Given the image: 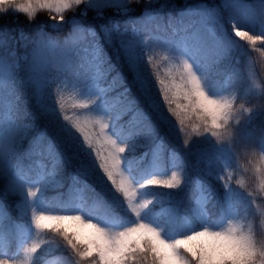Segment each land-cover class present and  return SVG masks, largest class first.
I'll return each mask as SVG.
<instances>
[{"label":"snow or ice","instance_id":"1","mask_svg":"<svg viewBox=\"0 0 264 264\" xmlns=\"http://www.w3.org/2000/svg\"><path fill=\"white\" fill-rule=\"evenodd\" d=\"M257 63L264 0H0V264H264Z\"/></svg>","mask_w":264,"mask_h":264},{"label":"rangeland","instance_id":"2","mask_svg":"<svg viewBox=\"0 0 264 264\" xmlns=\"http://www.w3.org/2000/svg\"><path fill=\"white\" fill-rule=\"evenodd\" d=\"M254 71L257 73L258 82H259V80L264 79V65L257 63ZM143 151H144V149H141L137 155L138 156L141 155L143 153ZM256 223H257V225H259V218H257ZM48 259L55 262L57 260V257L56 256H49Z\"/></svg>","mask_w":264,"mask_h":264},{"label":"trees","instance_id":"3","mask_svg":"<svg viewBox=\"0 0 264 264\" xmlns=\"http://www.w3.org/2000/svg\"><path fill=\"white\" fill-rule=\"evenodd\" d=\"M20 18L23 19V17H20ZM244 162H245V161L242 160V161H241V164H243ZM51 194H54V193H50V195H51ZM256 225H257V223H256ZM257 226H258V225H257Z\"/></svg>","mask_w":264,"mask_h":264}]
</instances>
